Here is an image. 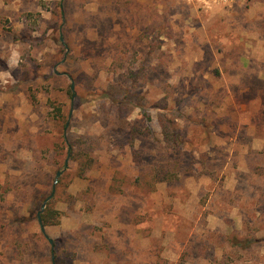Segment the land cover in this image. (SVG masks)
<instances>
[{"label":"rangeland","instance_id":"1","mask_svg":"<svg viewBox=\"0 0 264 264\" xmlns=\"http://www.w3.org/2000/svg\"><path fill=\"white\" fill-rule=\"evenodd\" d=\"M0 264H264V0H0Z\"/></svg>","mask_w":264,"mask_h":264},{"label":"trees","instance_id":"2","mask_svg":"<svg viewBox=\"0 0 264 264\" xmlns=\"http://www.w3.org/2000/svg\"><path fill=\"white\" fill-rule=\"evenodd\" d=\"M73 96V95H72ZM163 135L167 143L177 152L182 150V142L178 137L175 127L171 121L163 122ZM81 167H83L81 165ZM181 164L179 162H174L173 164H164L163 166H157L154 168H150V177L154 179L156 182H168L174 181L178 178V172L182 169ZM85 168L83 167L81 171ZM151 185H153L150 182ZM53 209L47 207L46 211L41 214L42 222L45 225H48L52 220ZM38 219V216H37Z\"/></svg>","mask_w":264,"mask_h":264},{"label":"water","instance_id":"3","mask_svg":"<svg viewBox=\"0 0 264 264\" xmlns=\"http://www.w3.org/2000/svg\"><path fill=\"white\" fill-rule=\"evenodd\" d=\"M66 164H67V162H66ZM61 175V172H58L57 173V177H59ZM53 196H54V191H53V193L51 194V196H49L46 200H45V202H44V204H43V207H42V211L38 214V222H39V225H40V229H41V232L46 236V229H45V226H44V224H43V222H42V219H41V214L43 213V211L45 210V208H46V204L53 198ZM49 242L52 244V240L51 239H49Z\"/></svg>","mask_w":264,"mask_h":264}]
</instances>
